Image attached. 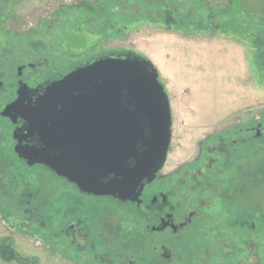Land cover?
Masks as SVG:
<instances>
[{
    "label": "flooded vegetation",
    "instance_id": "1",
    "mask_svg": "<svg viewBox=\"0 0 264 264\" xmlns=\"http://www.w3.org/2000/svg\"><path fill=\"white\" fill-rule=\"evenodd\" d=\"M118 55L125 56L100 50L64 62L36 47L0 54V204L12 207L13 200L27 215L23 227L36 225L51 252L78 264H212L214 256L242 264L247 261L234 259L258 257L264 225L260 111L248 116L239 110L206 128L187 157L166 161L127 200L87 193L38 161L42 155L34 149L45 145L25 118L27 105L79 66ZM19 96L23 104L10 107Z\"/></svg>",
    "mask_w": 264,
    "mask_h": 264
},
{
    "label": "rangeland",
    "instance_id": "2",
    "mask_svg": "<svg viewBox=\"0 0 264 264\" xmlns=\"http://www.w3.org/2000/svg\"><path fill=\"white\" fill-rule=\"evenodd\" d=\"M207 2L215 10L228 4V0ZM241 2L245 26L241 36L252 41V26L264 21V0ZM189 3L10 0L8 10L0 15V54L12 48L36 47L64 62L73 57L84 59L100 50L122 55L132 52L151 60L171 103L174 135L167 157L170 165L192 152L195 140L206 128L219 126L233 113L245 109L248 116L259 111L264 116V24H260L259 40V54L263 56L256 72L248 60L247 52L252 50L247 44L219 34L212 25H197L190 15L196 19L202 11ZM177 14L186 18L180 19ZM261 149L264 158V146ZM261 199L264 212V186ZM9 203L12 207L0 204V244L12 246L21 259L6 260L0 255V264H78L51 252L36 225L23 227L22 221L27 218L24 210L16 208L13 200ZM9 223L17 230L13 231ZM261 240L258 257L246 253L234 260L264 264V225ZM198 258L202 262L207 256L200 252ZM229 259L214 256L212 264L233 260Z\"/></svg>",
    "mask_w": 264,
    "mask_h": 264
},
{
    "label": "water",
    "instance_id": "3",
    "mask_svg": "<svg viewBox=\"0 0 264 264\" xmlns=\"http://www.w3.org/2000/svg\"><path fill=\"white\" fill-rule=\"evenodd\" d=\"M21 94V91H20ZM18 100L10 107H18ZM25 118L44 142L38 160L87 193L127 200L165 165L173 121L154 63L102 57L48 84Z\"/></svg>",
    "mask_w": 264,
    "mask_h": 264
},
{
    "label": "trees",
    "instance_id": "4",
    "mask_svg": "<svg viewBox=\"0 0 264 264\" xmlns=\"http://www.w3.org/2000/svg\"><path fill=\"white\" fill-rule=\"evenodd\" d=\"M190 3V6L201 9L202 14L200 13L196 19L195 17H192L190 15V18L193 19V21L201 26L205 27L206 25H212L215 30L225 36H234L237 38L238 41L242 43H246L250 51L252 52L248 53V60L253 70L258 72L260 65L259 60H262L261 54H259V51L261 50L260 47V24L263 25L264 21L262 19L261 22H258L259 25L251 28V35H252V41H246L242 36L245 32V26L243 24V18H244V11L242 10L243 4L241 0H228V4L226 6H223L220 9H213L211 7L207 0H188ZM10 0H0V15L4 14L9 7ZM177 16L180 17V19H185L186 16L182 17L183 15L177 14ZM170 17V16H169ZM264 18V17H263ZM171 19V18H169ZM247 33V32H246ZM242 35V36H241ZM259 54V56H258ZM261 64V63H260ZM0 255L3 259L6 260H19L21 258H18L16 253L13 250V247L8 245H4L3 242L0 244Z\"/></svg>",
    "mask_w": 264,
    "mask_h": 264
}]
</instances>
